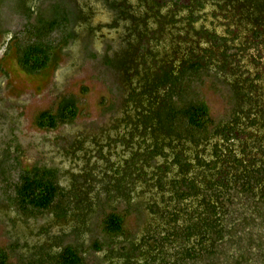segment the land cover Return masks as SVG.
<instances>
[{"label": "rangeland", "instance_id": "obj_1", "mask_svg": "<svg viewBox=\"0 0 264 264\" xmlns=\"http://www.w3.org/2000/svg\"><path fill=\"white\" fill-rule=\"evenodd\" d=\"M157 1L162 3L164 0ZM109 2L0 0V248L8 252L12 263L40 264L38 260L44 256L45 249L53 247L58 250L60 245L73 244L80 246L85 264H122L125 258L121 254L131 249L129 246L124 250L129 244L128 240H137L142 245L143 236L148 230L153 231L160 222L153 210L154 202L163 205L160 190L148 189L141 178L130 183V196L124 198L118 186L114 185L115 172L111 168L116 164L120 166L121 162L125 164L133 148L121 140L115 139L109 143L108 139L127 133L125 114H133L134 111L130 104L126 105V86L134 84L146 74L147 69L141 60H147L148 63L149 60H178L188 40L189 43L190 40L195 41L193 34L187 32L191 31L184 18L187 12L182 8L191 0H175L180 5L179 12H184L180 16L185 19L179 20L177 24L171 21L168 14L167 19H155L157 24L153 17H149L150 21L144 20L149 11L147 5L139 0H128V8L113 1L117 11ZM172 2L165 0L167 8L171 7ZM222 2L224 7L221 11L217 9L218 4L214 8L207 2L204 8L206 27L210 28L212 22H216L214 27L220 36L225 35L227 22H236V16L233 15L239 13L249 19L257 14L264 17V0ZM32 3L36 8L29 20L23 11ZM55 4L68 10L70 20L48 36L55 46L48 67L40 72L29 73L18 61L19 41L24 43L30 38L27 29L29 25L36 24L39 15L46 19L52 16L51 8ZM163 8L162 11L166 12L167 8ZM199 22H195L197 29L204 21ZM181 28H185L184 31ZM235 32L240 33L243 39L247 35L243 27L235 28ZM179 35L188 38L187 42ZM236 37L237 34H234L235 47L229 50V54L238 57L233 65L229 64L224 71L213 66L212 70L203 72L193 85V96L203 99L209 107L213 120L210 132L235 115L231 84L225 82L226 76L233 80L239 76L233 78L230 75L233 67L235 71L239 67L241 74L250 73L253 80L264 84V37L252 39L254 43L246 45L243 51H239L241 40ZM177 48H180L179 51H175ZM260 54H263L261 58L258 57ZM252 55L257 60L251 58ZM68 97L77 102L78 114L73 122L60 124L50 130L36 125L38 114L45 110L56 112L60 102ZM209 134L212 138L210 142L186 143L190 150L187 152L191 155L190 161H195L193 155L196 149L202 153L206 150L204 156L209 157L216 139L212 133ZM162 161L164 159L158 156L148 164L138 161L141 163L137 165L150 172ZM14 163L25 170L44 167L57 170L58 182L66 194L65 202H70L72 206L69 215L60 218L53 210L30 214L13 206L2 190L6 183L1 173L2 169H9ZM176 166L170 159L162 176L175 178ZM86 171L97 176L96 181L91 180L90 188L86 187ZM16 173H13L15 178ZM6 189L11 192L9 187ZM232 193L235 200L234 204H228L232 210L230 217L242 216L245 211L249 214L252 205L250 196ZM84 196L87 211L75 210ZM110 212L125 216V233L116 239L108 236L103 227L105 216ZM88 214L91 215L90 224L82 228V220L86 217L88 220ZM262 221L264 219L257 218L253 221L256 225H251L256 234L260 227L264 229ZM261 233L264 234L263 231ZM55 238L62 241L54 243L57 241ZM97 241L103 244L99 251L93 247ZM244 243L241 242L242 245ZM256 244L250 249H258ZM142 247L144 249L139 246L136 253L139 259L142 258L141 250L147 249L146 246ZM238 248L237 245L234 247L235 250ZM174 251L172 248L171 252ZM192 263L190 261L187 264Z\"/></svg>", "mask_w": 264, "mask_h": 264}, {"label": "trees", "instance_id": "obj_2", "mask_svg": "<svg viewBox=\"0 0 264 264\" xmlns=\"http://www.w3.org/2000/svg\"><path fill=\"white\" fill-rule=\"evenodd\" d=\"M109 1L116 11L114 2L126 8L130 5L128 0ZM139 1L147 5L149 11L144 20L150 21L149 17H153L156 22L170 15L171 21L177 24L186 18L191 31L187 32L193 34L195 41L190 40L189 43L188 38L179 35L184 42L188 40V44L178 60H149L150 63L141 60L147 69L146 74L126 86V105L130 104L134 111L133 114H125L127 133L108 139L109 143L121 140L133 148L125 164L121 162L120 166L116 164L111 168L115 172L114 185L118 186L124 198L130 196V183L141 178L148 189L155 188L163 194V205L153 203L154 213L160 222L153 231L148 230L143 236L144 244L128 240L124 250L129 246L131 249L121 254L125 258L122 264H177L181 261L182 264L190 261L194 262L192 264H264V234L261 233L264 229L260 227L256 234L255 228L251 227L256 225L253 221L257 218L264 219V84L253 80L250 73L241 74L239 67L237 71L233 67L230 75L233 78L239 76L234 80L226 76L225 82L231 84L235 115L224 125H217L213 132L209 131L213 120L207 103L193 96L194 82L203 72L212 70L213 66L224 71L237 60L238 57L229 54V50L236 45L234 34L241 40L239 51L253 44L252 39L264 37V17L257 14L256 18L249 19L235 13L236 22H227L225 35L220 36L214 27L216 22H212L210 28L206 27L204 8L207 2L214 8L218 6L221 11L224 7L222 0H191L188 5L182 6L187 12L183 19L180 15L184 12H179L180 5L175 0L169 8L165 0L162 3L157 0ZM32 4L23 11L29 20L36 8ZM162 6L168 10L163 12ZM212 12L216 14L213 8ZM68 13V10L55 4L50 18L39 15L36 24L29 25L27 33L30 38L18 44V61L25 71L36 73L48 67L55 47L48 36L70 20ZM201 20L204 22L199 24L198 29L195 28V22ZM28 23L31 24L30 21ZM240 27L246 29L244 39L235 32V28ZM261 56L263 54L258 55ZM251 58L257 60L256 56ZM77 114L76 100L64 98L56 112L45 110L38 114L36 125L43 129H55L60 124L73 122ZM209 133L216 138L209 157L204 156L206 150L202 153L196 149L193 155L195 161H190L186 143L210 142ZM158 156L164 161L150 172L137 165L141 162L148 164ZM170 159L177 165L175 178L162 176ZM12 171L17 172L16 178ZM85 175L88 181L86 187L90 188L91 180L97 176L91 171H86ZM1 176L6 183L2 189L5 196L22 212L36 214L53 210L60 218L69 215L72 206L70 202H65L66 194L58 182L57 170L45 167L25 170L14 163L9 169H2ZM233 191L240 196H250L252 205L249 214L245 211L242 216L230 217L232 210L228 204H234ZM84 200L85 196L75 210L87 211ZM90 218L88 214V220L87 217L82 220V228L89 226ZM124 223L123 214L108 213L103 225L105 233L111 238H119L125 233ZM261 223L264 224V221ZM55 240L54 243L62 241L59 238ZM243 241L244 245L241 244ZM254 244L258 249H250ZM236 245L239 246L237 252L234 249ZM139 246L147 248L141 250V259L136 254ZM93 247L99 251L103 244L97 241ZM172 248L174 252H171ZM45 250L44 256L38 260L40 264H85L80 246L68 244L60 245L58 250L53 247ZM232 252L234 255H231ZM0 264H15L9 261L8 252L3 248H0Z\"/></svg>", "mask_w": 264, "mask_h": 264}]
</instances>
